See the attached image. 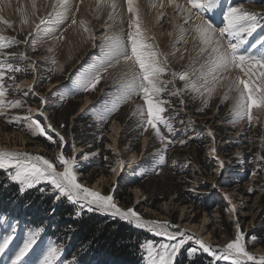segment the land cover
<instances>
[{"label": "rangeland", "instance_id": "1", "mask_svg": "<svg viewBox=\"0 0 264 264\" xmlns=\"http://www.w3.org/2000/svg\"><path fill=\"white\" fill-rule=\"evenodd\" d=\"M35 2L39 8V16L44 17L51 11V0ZM179 2L183 3L184 0ZM233 3H242L249 12L264 14V0H228V4ZM31 4L32 0H0V17L13 24V28L9 29L0 23V35L23 41L32 27L22 24L21 10H30ZM76 4L80 8L75 13L77 21L84 19L87 22L95 40L90 38V33L83 32L79 24L71 25L69 16L53 32L56 37L63 34V39H53L52 35H39L36 37L35 51L30 44L23 43L7 50L17 53V63L32 70L15 74V83L19 85V89L10 90L6 99L20 98L25 104L20 109H5L4 115L0 116V150L41 155L55 162L54 158L63 147L67 157H75L77 160L78 181L81 184L102 194L112 192L121 208H135L143 220L178 226L170 227L168 231L174 233L179 230L194 234L212 245L217 253L227 242L234 239L238 221L246 234L247 250L257 257L264 255V112L254 109V116L259 118L254 119L251 125L246 120L234 124L232 96L235 93H229V99L224 101L225 88H219L206 106L204 97L187 92H182L180 97H169L175 106L166 113V116L173 117V138L176 141L185 140L186 144L181 146L176 143L166 153L156 155L162 145L151 134V129L147 132L141 131L139 117L133 115L135 106L141 104L142 100L133 98L123 104L106 122L95 119L94 113L107 99L105 94L111 95L110 90L116 88L120 76L126 70L123 61L108 68L95 91H70L77 76L98 62L100 48L94 45L103 41V34L107 31L106 22L112 23L107 19L108 8L97 12L96 7L87 6L84 0L82 3L80 0H73L74 12ZM123 6L126 7L125 4ZM165 8L163 19L158 20L157 14V21L152 23L153 15L149 17L150 13H143V20L151 29L149 36L155 37L154 42L160 52L168 57L169 71L161 77L167 82L172 80V71L180 73L199 69L202 58L197 55L190 33L186 45L177 42L179 31L174 24L180 22L181 17L178 16V20L173 19L169 13L170 6L166 5ZM117 12H122L124 22L121 24L117 21L111 31H122L126 38V8ZM216 23L220 24L219 17L216 18ZM169 32L172 35H168ZM49 48L52 49L51 52L48 51ZM21 53L26 54L27 61L19 57ZM53 59L55 64L51 63ZM23 81H28L29 84L23 85ZM6 83L11 84V81L6 79ZM34 83V94L23 96V91ZM53 84H56L55 87L49 90ZM175 87L183 89L184 82L177 79ZM171 88L172 85L169 84L168 89ZM40 97L47 98L46 105H41ZM181 99L186 103L181 104ZM86 101L89 103L82 108ZM41 107L45 109L48 117V121L44 123L50 122L64 136L65 145L53 143L45 137L32 136L23 122H8L13 116L26 115L29 108L36 116V110ZM114 127L118 128L116 133ZM53 135L55 136L54 133ZM213 148L216 150L215 155ZM84 154H87V159ZM217 157L224 161L222 172L217 170ZM133 159L135 162H132ZM120 160L124 161V170L115 174L111 169L117 167V161ZM59 170L62 171V168ZM0 185H7L0 187V190L10 186L4 170H0ZM16 186L15 194L9 197L5 191H0V224L5 223V217L17 224L12 248L22 245L29 229L42 227L44 232L34 248V253H40L49 245L61 246L63 255L59 264H74L80 257L96 250L98 244L95 241L74 239V224L67 222L60 225L56 222L53 206L33 214L28 208L30 202L25 205L17 204L15 195L23 193L19 192L17 184ZM40 186L45 185L34 188ZM29 190L31 189L25 192ZM44 193H49L54 202H58L50 187ZM5 209L10 211L5 212ZM89 213L118 219L97 211ZM127 225L129 228L134 227L128 223ZM134 228L146 234L142 243L152 241L157 247L160 243H170L166 237L157 236L146 228ZM3 233L4 229L0 228V235ZM253 237L256 238L254 243ZM189 243L194 246V241ZM187 247L188 245L185 246ZM0 259L7 260L8 257ZM106 259L102 263L118 264L110 257ZM192 259L202 264H229V261H216L214 257L201 252L190 258L184 249L178 255L177 263L182 261L186 264ZM141 260L139 264H146ZM122 264L127 262L122 260Z\"/></svg>", "mask_w": 264, "mask_h": 264}, {"label": "snow or ice", "instance_id": "2", "mask_svg": "<svg viewBox=\"0 0 264 264\" xmlns=\"http://www.w3.org/2000/svg\"><path fill=\"white\" fill-rule=\"evenodd\" d=\"M82 2L83 0H80V3ZM124 4L128 14L126 38L122 31H111L117 21L121 24L124 22L122 13L117 12L119 7L117 0H96L97 12L102 8H108L107 19L112 23L106 22L107 31L103 34V41L99 45H94L100 48L98 62L81 72L73 82L74 87L70 89L73 93L95 91L108 68L123 61L126 70L120 76L116 88L110 90L111 95L105 94L107 99L94 113L97 121L106 122L123 104L133 98L142 100L141 104L135 106L133 115L139 117L138 124L142 132L152 130L151 134L162 145V149L156 153L160 155L161 152L166 153L169 147L176 143L181 146L186 144L185 140L176 141L173 138L175 131L171 122L173 117L166 116V113L175 106L169 97H180L182 92H187L204 97L203 102L206 106L219 88H225L224 101L229 99V93H235L232 96L234 124L246 120L251 125L254 119L259 118L254 116L253 110L264 112V14L247 11L242 3L228 4V0H184L183 3L179 0H167V5L173 7L176 14L181 17V21L174 24L179 31L177 42L186 45L190 33L202 63L199 69H193L191 72L172 71V80L165 82L161 77L169 71L168 57L160 52L154 42L155 37L149 36L151 29L143 20L140 3L138 0H124ZM150 6L162 9L165 3L161 0L159 5L151 3ZM49 7L51 11L44 17L38 15L39 8L35 0H32L30 10H21L22 24L32 27L23 41L0 35V116L4 115L5 109L24 107L23 99H6V97L10 90L19 89V85L15 83V74L32 70L17 63L18 54L7 50L23 43L30 44L35 51L36 37L39 35L45 37L52 35L53 39H63V34L56 37L53 32L57 26L64 24L69 16H71V25L79 24L83 32L90 33V38L95 40L87 22L84 19L79 21L76 19L75 13L80 10L79 4H76L75 12L73 0H51ZM164 15L160 12L158 20L163 19ZM218 17L220 24L216 23ZM0 23L9 29L13 28V24L3 17H0ZM168 35L172 33L169 32ZM48 51L51 52L52 49L49 48ZM19 57L27 61L26 54L21 53ZM51 63L55 64L56 61L53 59ZM6 79L11 81V84L6 83ZM177 79L184 82L183 89L175 87ZM169 84L172 85L171 90L168 89ZM34 91L35 83L23 91L22 95L34 94ZM40 103L46 105L47 98L40 97ZM180 103L186 102L181 99ZM32 113L33 110L29 108L26 115L13 116L8 122H23L32 136L45 137L48 141L65 145L64 136L57 132L50 122L44 123L48 121V117L43 107L36 110V116ZM61 127L65 126L61 125ZM212 152L215 155V148ZM84 158L87 159V154H84ZM54 160L55 162L44 156L27 152L0 150V170L5 171L10 182L18 185L20 193L44 184L45 186L38 190L44 192L50 187L55 193V200L66 198L77 205L79 208L75 213L77 217L81 215L83 209L87 212L97 211L111 218H118L136 228H146L157 236L166 237L170 243H160L158 247L152 241H145L139 245L142 259L146 264H177V257L182 249L190 258L201 252L214 257L216 261H229V264H264V255L257 257L247 250L246 234L243 233L238 221L234 239L227 242L217 253L212 245L195 237L194 234H186L179 230L174 233L168 231V228H178V226L167 222L146 221L135 208H121L112 192L102 194L81 184L78 181L77 160L75 157H67L63 147ZM217 164L218 172H222L225 167L224 161L217 157ZM117 166L123 172L124 161H117ZM61 168L62 171L59 170ZM111 171L115 173L116 167ZM6 186L0 185V187ZM4 220L5 223L0 224V228L4 229L3 235H0V257L7 256L8 259H0V264H59L63 255L61 246L49 245L40 253H34L44 228L29 229L22 245L12 248L17 224L6 217ZM252 240L254 243L256 238L253 237ZM192 241L194 246L189 243ZM74 264L79 262L74 261Z\"/></svg>", "mask_w": 264, "mask_h": 264}, {"label": "trees", "instance_id": "3", "mask_svg": "<svg viewBox=\"0 0 264 264\" xmlns=\"http://www.w3.org/2000/svg\"><path fill=\"white\" fill-rule=\"evenodd\" d=\"M16 187L15 183L10 182L9 188L0 191H5V194L9 197L15 194ZM40 187L23 192L22 195L16 194L14 197L15 202L19 205L30 202L28 208L33 214L53 206V215L57 223L65 225L68 222L75 225L74 239L78 241H95L98 244L96 246L97 251L93 249L92 252L80 257L79 264H104L102 261L106 262L107 257L112 258L118 264H122V260L126 261L127 264H139L142 261V258L139 259V256H142L139 245L146 234L136 231L134 227L129 228L124 221L109 219L106 215L89 213L85 209L77 217L75 215L76 211L79 210L77 205L69 202L66 198H62L55 203L52 195L38 190ZM9 211V209H5V212ZM177 264L183 263L181 261ZM186 264L202 263L192 259L187 261Z\"/></svg>", "mask_w": 264, "mask_h": 264}, {"label": "bare ground", "instance_id": "4", "mask_svg": "<svg viewBox=\"0 0 264 264\" xmlns=\"http://www.w3.org/2000/svg\"><path fill=\"white\" fill-rule=\"evenodd\" d=\"M85 1V3H86V5L88 6H93L94 8L96 7L95 6V4H96V0H84ZM138 2L140 3V5H141V8H142V14L144 13H150V16L149 17H151L152 15H153V17H152V23H155V21H157V19H156V16H157V14L159 15L160 14V11L161 12H165L166 11V8L164 7V8H159V7H156V8H153V7H151L150 5H151V3H156L157 5H159L160 3H161V0H138ZM163 2L165 3V6L167 5V0H163ZM117 3H118V5H119V7L117 8V10H122V9H124V8H126L125 6H123V2H122V0H117ZM181 3V2H180ZM93 9V8H92ZM147 11V12H146ZM169 12V11H168ZM176 11L174 10V8L173 7H171L170 6V14H171V17L173 16V19H176V20H178V16L179 15H177V14H174ZM122 13V12H121ZM179 20H180V17H179ZM24 84H29V82L28 81H23V85ZM55 85L56 84H53V85H51L50 86V89L49 90H51V89H53L54 87H55ZM89 102H85L84 103V105H83V107L82 108H84V107H86V105L88 104ZM114 129V133H116L117 132V130H118V128H116V127H114L113 128ZM136 159V158H135ZM135 159H133L132 160V162H135ZM120 172V168L117 166L116 167V172H115V174H118Z\"/></svg>", "mask_w": 264, "mask_h": 264}]
</instances>
